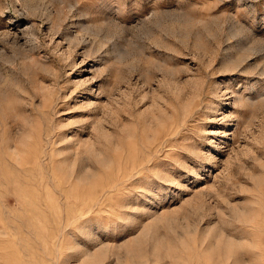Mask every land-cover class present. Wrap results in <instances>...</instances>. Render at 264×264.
Segmentation results:
<instances>
[{
    "label": "rangeland",
    "instance_id": "374dc122",
    "mask_svg": "<svg viewBox=\"0 0 264 264\" xmlns=\"http://www.w3.org/2000/svg\"><path fill=\"white\" fill-rule=\"evenodd\" d=\"M0 264H264V0H0Z\"/></svg>",
    "mask_w": 264,
    "mask_h": 264
},
{
    "label": "bare ground",
    "instance_id": "6f19581e",
    "mask_svg": "<svg viewBox=\"0 0 264 264\" xmlns=\"http://www.w3.org/2000/svg\"><path fill=\"white\" fill-rule=\"evenodd\" d=\"M33 25V24H32ZM21 31V30H20ZM31 31V30H30ZM24 32V31H23ZM26 33V32H25ZM28 36V35H27ZM19 37V36H18ZM33 38V37H32ZM31 39V38H30ZM32 41V39H31ZM29 43V42H28ZM31 45V44H30ZM238 99V98H237ZM14 148V147H13ZM12 148V149H13ZM47 155V154H45ZM45 160L47 159L48 162H45V161H42L43 162V166H53V160H52V156L48 155L46 156V158H44ZM23 160H20V161H17V164L19 167H22L24 166L25 163H22ZM14 162V161H13Z\"/></svg>",
    "mask_w": 264,
    "mask_h": 264
}]
</instances>
